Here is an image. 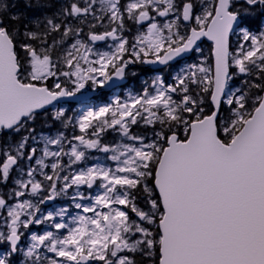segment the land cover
<instances>
[{
    "label": "snow or ice",
    "instance_id": "snow-or-ice-1",
    "mask_svg": "<svg viewBox=\"0 0 264 264\" xmlns=\"http://www.w3.org/2000/svg\"><path fill=\"white\" fill-rule=\"evenodd\" d=\"M0 264H264V0H0Z\"/></svg>",
    "mask_w": 264,
    "mask_h": 264
},
{
    "label": "flooded vegetation",
    "instance_id": "flooded-vegetation-1",
    "mask_svg": "<svg viewBox=\"0 0 264 264\" xmlns=\"http://www.w3.org/2000/svg\"><path fill=\"white\" fill-rule=\"evenodd\" d=\"M128 86H132V84H128L126 88H128ZM125 90V88L123 90H121V92H123ZM107 94H96L93 93V95L97 96V99L94 101V103H102V102H106V101H110L109 97H112V94L105 91ZM91 93V92H90Z\"/></svg>",
    "mask_w": 264,
    "mask_h": 264
},
{
    "label": "rangeland",
    "instance_id": "rangeland-1",
    "mask_svg": "<svg viewBox=\"0 0 264 264\" xmlns=\"http://www.w3.org/2000/svg\"><path fill=\"white\" fill-rule=\"evenodd\" d=\"M135 89H136V87H134V86H128V88H125V90L123 92H120L119 94L126 95L128 91H132V90H135ZM111 99H113V96L109 97L110 101H111ZM106 102H108V101H106ZM102 103H105V102H102ZM56 206L59 207V206H62V205L56 204Z\"/></svg>",
    "mask_w": 264,
    "mask_h": 264
},
{
    "label": "trees",
    "instance_id": "trees-1",
    "mask_svg": "<svg viewBox=\"0 0 264 264\" xmlns=\"http://www.w3.org/2000/svg\"><path fill=\"white\" fill-rule=\"evenodd\" d=\"M129 84H132V86L136 87V89H139L140 87V80L139 79H132L128 81Z\"/></svg>",
    "mask_w": 264,
    "mask_h": 264
},
{
    "label": "water",
    "instance_id": "water-1",
    "mask_svg": "<svg viewBox=\"0 0 264 264\" xmlns=\"http://www.w3.org/2000/svg\"><path fill=\"white\" fill-rule=\"evenodd\" d=\"M128 83V82H127ZM105 91H107V90H105ZM89 95L91 96V95H93L92 93H89Z\"/></svg>",
    "mask_w": 264,
    "mask_h": 264
}]
</instances>
